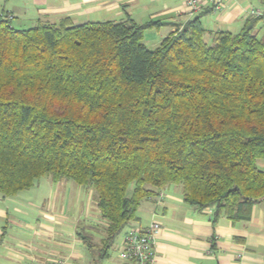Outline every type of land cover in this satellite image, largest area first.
I'll use <instances>...</instances> for the list:
<instances>
[{
  "label": "trees",
  "instance_id": "1",
  "mask_svg": "<svg viewBox=\"0 0 264 264\" xmlns=\"http://www.w3.org/2000/svg\"><path fill=\"white\" fill-rule=\"evenodd\" d=\"M260 3L238 33L206 31L199 15L153 50L142 40L159 22L18 30L0 17V195L42 178L92 190L100 257L169 186L213 222L248 220L264 202ZM79 238L96 254L90 234Z\"/></svg>",
  "mask_w": 264,
  "mask_h": 264
},
{
  "label": "crops",
  "instance_id": "2",
  "mask_svg": "<svg viewBox=\"0 0 264 264\" xmlns=\"http://www.w3.org/2000/svg\"><path fill=\"white\" fill-rule=\"evenodd\" d=\"M250 10L262 12L260 0H227L221 11L194 14L186 12L182 0H0V17H8L19 29L65 19L72 25L128 18L137 24L159 22L161 26L152 29L156 35L143 36L147 48H156L175 31L174 25L199 15L206 31L238 33ZM258 165L264 170V161ZM40 185L32 187L34 196L0 195V264H135L119 257L123 236L152 222L161 226L152 264H264V202L253 206L248 220L232 222L221 216L213 222V209L197 211L184 204L180 187H166L140 204L137 220L128 223L100 257L105 234L91 192L48 178L43 191ZM79 233L92 236L96 254Z\"/></svg>",
  "mask_w": 264,
  "mask_h": 264
},
{
  "label": "built area",
  "instance_id": "3",
  "mask_svg": "<svg viewBox=\"0 0 264 264\" xmlns=\"http://www.w3.org/2000/svg\"><path fill=\"white\" fill-rule=\"evenodd\" d=\"M227 0H182L187 13L221 11ZM250 15L258 16L260 12L250 10ZM161 226L152 222L146 228H130L123 236L120 259L135 264H152L155 259V241ZM40 264H64L62 261H45Z\"/></svg>",
  "mask_w": 264,
  "mask_h": 264
},
{
  "label": "rangeland",
  "instance_id": "4",
  "mask_svg": "<svg viewBox=\"0 0 264 264\" xmlns=\"http://www.w3.org/2000/svg\"><path fill=\"white\" fill-rule=\"evenodd\" d=\"M253 2H254V0H253ZM262 6V5H261ZM203 24H204V22H202ZM13 28H15V29H18L19 30V28L18 27H16L15 25H13ZM26 28H28V27H26ZM150 35H156V33H155V30H151V31H149V30H147V31H145V33H144V37H149ZM264 35V21L263 22H261L259 25H258V37H262ZM146 44H148V43H146ZM149 47H148V49H150V50H153L154 49V47H151V45H148ZM47 181V178H42L38 183H41V185H40V187H39V189L41 190V191H43V187H42V185H43V183L44 182H46ZM38 185V184H37ZM36 186V185H35ZM34 187V186H33ZM37 187V186H36ZM21 193V195L23 196V197H26V196H28V195H35V194H37L36 193V190H35V188H30L29 190H27V191H23V192H20ZM41 193V192H40ZM39 193V194H40ZM91 194H92V190H91ZM86 204V203H85Z\"/></svg>",
  "mask_w": 264,
  "mask_h": 264
}]
</instances>
